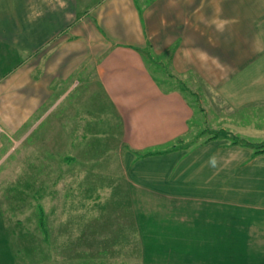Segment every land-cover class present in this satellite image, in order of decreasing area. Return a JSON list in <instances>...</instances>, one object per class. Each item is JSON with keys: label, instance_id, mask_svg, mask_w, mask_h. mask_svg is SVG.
Returning a JSON list of instances; mask_svg holds the SVG:
<instances>
[{"label": "crops", "instance_id": "0c3cea01", "mask_svg": "<svg viewBox=\"0 0 264 264\" xmlns=\"http://www.w3.org/2000/svg\"><path fill=\"white\" fill-rule=\"evenodd\" d=\"M99 118L126 184L110 192L125 242L152 244L139 258L228 264L203 212L220 207L242 227L259 216L224 241L248 244L234 264H264V152L224 133L264 131V0H0V136L45 130L69 163Z\"/></svg>", "mask_w": 264, "mask_h": 264}, {"label": "rangeland", "instance_id": "374dc122", "mask_svg": "<svg viewBox=\"0 0 264 264\" xmlns=\"http://www.w3.org/2000/svg\"><path fill=\"white\" fill-rule=\"evenodd\" d=\"M184 93L195 101L191 91L184 89ZM99 119L100 128L91 131L88 154L69 163L48 145L45 130L15 146L0 136V264H146L139 255L141 250H152L151 242H125L124 230L128 227H124V206L115 203L122 196L111 193L115 186L126 184L109 122ZM244 138L243 143L264 144V131L250 132ZM34 140L35 146H28ZM219 208L214 212L204 208L203 212L213 218V223L219 218L216 246L222 260L244 263L240 256H244L248 244L224 240L237 231L239 239L244 240L248 222L259 216L245 214L242 227L240 212ZM183 211L184 207L171 211L170 217ZM161 217L157 212L155 218ZM261 217L264 219V212ZM232 255L238 258L230 260Z\"/></svg>", "mask_w": 264, "mask_h": 264}, {"label": "trees", "instance_id": "16d2710c", "mask_svg": "<svg viewBox=\"0 0 264 264\" xmlns=\"http://www.w3.org/2000/svg\"><path fill=\"white\" fill-rule=\"evenodd\" d=\"M220 133L221 132H218V131L217 132H214V134L211 135V138L220 136ZM224 133L226 134L225 137L230 138L232 140V142H235V143H242V142H244V139L245 138L243 136H240L239 134L230 133V132H224ZM252 147L254 148V154L264 152V144L257 145V146H254L253 145ZM146 154L147 153H144V155H146Z\"/></svg>", "mask_w": 264, "mask_h": 264}]
</instances>
